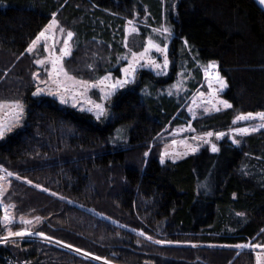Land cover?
Instances as JSON below:
<instances>
[{
    "label": "trees",
    "instance_id": "trees-1",
    "mask_svg": "<svg viewBox=\"0 0 264 264\" xmlns=\"http://www.w3.org/2000/svg\"><path fill=\"white\" fill-rule=\"evenodd\" d=\"M164 1L174 33L170 73L189 57L190 66L214 61L228 85L221 96L232 107L194 120L195 130L225 131L237 114L264 111L261 5ZM143 7L155 18L163 13L162 0H0V93H16L26 109L22 126L0 140V173L13 174L9 201L16 213L40 217L35 233L91 254L9 239L0 242V264H254L253 250L236 246L264 244V129L238 144L221 141L217 152L162 164L155 137L188 119L178 101L156 93L171 76L142 70L136 85L108 99L101 120L51 96H32L25 51L52 13L73 33L66 69L94 80L112 70L123 52L124 23Z\"/></svg>",
    "mask_w": 264,
    "mask_h": 264
},
{
    "label": "rangeland",
    "instance_id": "rangeland-1",
    "mask_svg": "<svg viewBox=\"0 0 264 264\" xmlns=\"http://www.w3.org/2000/svg\"><path fill=\"white\" fill-rule=\"evenodd\" d=\"M162 6H163L162 7L163 13L160 14L159 18H155L152 15H150V13L147 10V7H143L144 12L142 13L134 12L132 18L127 19L125 21L124 35L122 40L120 41V47L123 48V52L117 56L115 64L112 66V70H110L108 73L102 76L97 77L94 80H87V79H82L80 77H76L66 69L65 61L70 56L74 57V41L72 36L71 40H69L70 54L67 56H62L60 50L65 47L64 40L67 38V33L71 31L66 27H64L56 16L55 17L57 21L56 27L47 31L45 37L41 38V40L36 44V46L33 48L31 52L25 51L26 54L29 56L28 58L30 61L28 64V68H30L28 74L31 79L30 84L32 86V90L35 91L38 81H48L47 87H51L53 91H57L56 86L49 79V73L52 72L53 79H58L61 82L62 86L60 87L59 91L61 92V94L66 96L68 103L61 104L57 97L55 96H51V97L55 98L61 105L72 106L73 104H76L77 106L75 108L80 110L85 109L84 111L89 112L94 116L93 112L87 111L88 108L92 107V104L89 103V101L95 103H101L104 106H106V102L108 101V99H110L118 90L136 85L139 80L138 76L142 70L149 71L154 76L163 77L164 79L171 76L170 81L168 83L160 85L162 87L157 89L156 93L158 95H166L172 97L176 101H178L180 104V110H184L186 112L188 119L185 122L174 126H170V123L167 124L162 129L160 134L155 137L157 138L156 140H158V143L160 144L158 146L159 150L157 151L160 160H161V155L164 153L167 154L164 156V162L166 161L175 162L189 155L197 154L201 150H207L209 152H212L211 145L215 144L216 147L219 148V143L221 141L232 143L233 139H236L240 142L242 138L246 135L241 136L239 134L233 133L231 129L252 127V126L260 125L261 123H264V121H261L259 119L235 120V118L238 115L247 114V113H239L234 118L235 123L232 128L225 131H217V132L208 131L213 134L224 133L225 135L220 139H217L215 135L211 137H206L205 134L208 132L197 131L192 125V122L194 120L201 119L207 115L226 109L222 104L219 103V101L224 100L221 96L224 89L222 91H218L219 84L216 83L215 80V72H219L218 66L216 69H214L215 71L214 73L212 72L213 70H209L211 74L209 76H206L204 68L208 64L200 65L196 63L195 66H190V63L193 62L192 57H189V60L184 59L181 62H179L177 71L174 73H170L171 66L173 63L170 55V47L172 44V38L174 36V33L172 31V25L170 20L171 17L168 14L169 6L167 5V2L165 3V1L162 0ZM170 13L171 16L175 15V2H173L172 4ZM50 20L43 27L42 30H45ZM129 21H132L131 25L128 23ZM132 28H135L136 31L132 32L131 31ZM162 28H168L170 30L171 35L166 36L165 34H162L160 31H154V29L158 30ZM60 29H63V31H60ZM126 29L129 30L127 33H126ZM36 37L34 39H36ZM149 40H152L155 44H159L161 48L167 45L166 52H158L155 50V48L149 49L144 59L136 63L134 77L131 78L132 82L126 84L123 88H119V87L116 88L113 95L108 99H101V97L104 95V91H108V89H105L104 85L98 84L96 87H89L85 91L79 84L74 83L73 80L67 79L63 75V73H61L57 78L53 70L52 60L55 58H59L57 69L62 67L64 72L67 73V76L74 78L75 81H87L89 84H93L96 83L101 77H104L107 74L111 73V79L108 83H113L116 80L124 78V74L121 71V69L128 67L129 61L132 60V55H131L132 52H136V53L144 52L145 47L147 46ZM31 43L29 45H31ZM28 47L26 49H28ZM46 48L48 49L47 51L45 50ZM165 55L167 56L168 59V66L166 69L155 68L147 62L149 59H151V60H155L157 64L163 65ZM38 60H42L44 61V63L42 64L36 63V61ZM21 65L22 64H20L19 67H21ZM114 68L118 69L117 75L113 71ZM198 71L199 73H201L200 78H198V74H197ZM33 73L37 74V78L33 77ZM11 80L12 79H10V81ZM176 85H179V87H176ZM40 86L45 87L44 84H41ZM64 86H66L69 89L67 93L64 92ZM169 93H171V95ZM2 94L3 93H0V103H3L5 107L3 108V110H0V118H7L6 114L9 110L8 109L9 102L20 99L15 95L16 93L10 97L2 96ZM205 108L209 109V111L206 112ZM215 108H219V111H216ZM189 109H191V111ZM262 129L264 128H258L257 131ZM122 134L123 132L121 130H117L115 132L114 138L117 141H122L123 138ZM193 137H197L198 139L194 140ZM204 140H207L209 142L205 143ZM193 147H198V150L195 153L191 152V148ZM12 178L13 175H8V172L0 173V193H2L0 194V208L2 211V219L5 227V236H7L10 231L19 232L26 230L32 232L33 235L25 236L22 239H27V240L37 239L39 241L51 243L56 246L73 251L75 253L84 255L83 253L77 252L72 248L65 247L64 244L57 243L52 240H48L45 238V236L42 237L40 235H36V233L33 231V228H35L37 225L40 224L41 219L37 223L35 218L38 216H23L16 213V211L14 210V204L9 201V196L7 194V191ZM5 215H7L8 220L4 219ZM22 220L31 221V223L25 225L21 222ZM163 229L164 226L163 225L160 226L159 229H157V233H161ZM11 239L22 240L20 237H12L10 238V240ZM244 245H249V247H241V248L253 250L255 257L254 264H264V247H255L257 245L264 246V244H259V243L252 244L250 242H247ZM98 262L104 264V261L98 260Z\"/></svg>",
    "mask_w": 264,
    "mask_h": 264
},
{
    "label": "snow or ice",
    "instance_id": "snow-or-ice-1",
    "mask_svg": "<svg viewBox=\"0 0 264 264\" xmlns=\"http://www.w3.org/2000/svg\"><path fill=\"white\" fill-rule=\"evenodd\" d=\"M259 2L264 5V0H259ZM56 17V13H52V19L50 20L49 24L46 26L45 30H42L36 37V39H34L31 43V45H29L28 49H26L27 52H31L33 50V48L36 46V44L41 40L42 37H45V34L47 31H49L50 29H53L56 27L57 25V21L55 19ZM130 25L132 24V21L128 22ZM60 31H63V29H60ZM129 30L126 29V33ZM132 32H135L136 29L132 28L131 29ZM154 31H160L162 34L167 35H171L170 30L168 28H162V29H154ZM73 34L71 32L67 33V38L64 40V45L65 47L62 48L60 51L62 53V56H67L70 54L69 51V40H71ZM184 44L186 47H188V43L185 40ZM151 48H155L156 51L158 52H166L167 49V45H165L163 48L160 47L159 44H155L152 40L148 41L147 46L145 47L144 52L141 53H136V52H132V60L129 61V65L126 68L121 69V71L124 74V78L123 79H119L116 80L113 83H108L111 79V73L107 74L104 77H101L96 83L93 84H89L87 81H75L74 78L72 77H68L67 73L64 72L63 68L60 67L59 69H57V64L59 63V58H55L52 60V64H53V70L55 72L56 77L58 78L59 75L61 73H63V75L70 80H73L74 83L79 84L85 91L89 88V87H96L98 84L99 85H104L105 89H108V91H104V95L101 97V99H108L110 98L115 89L116 88H123L126 84H129L132 82V77H134V73H135V66L136 63H138L140 60L144 59L145 55L147 54V52L149 51V49ZM46 51L48 50L47 48L45 49ZM149 64H151L153 67L155 68H161V69H166L168 66V59L167 56L165 55V59L163 62V65H159L155 62V60H151L149 59L147 61ZM36 63L38 64H42L44 63V61L42 60H38L36 61ZM91 67V65L89 66ZM217 68V65L214 61H210L208 63V65L204 68L205 71V75L209 76L211 73L209 70H214ZM33 77L37 78V74L33 73ZM49 79L52 81V83L56 86L57 91H53L51 87H47L48 81H38L37 82V86L35 91L32 92V96L33 97H41L44 95H48V96H55L59 99V102L61 104H66L68 103V100L66 98L65 95L61 94V92L59 91L61 85V82L58 79H53V73L50 72L49 73ZM215 80L216 83L219 84V89L218 91H222L223 89L227 88V83L225 82V80L219 75V72H215ZM44 84L45 87H41L40 85ZM176 87H179V85H176ZM211 87V85H210ZM69 91V89L64 86V92L67 93ZM103 91V89H102ZM171 95V93H169ZM89 103L92 104V107L88 108L87 111L93 112L94 116L97 120H101L102 118H105L108 116V111L105 108V106L101 103H95L92 101H89ZM220 104H222L225 108H231L232 105L229 104L226 100H221L219 101ZM73 107H76V104L72 105ZM5 107V105L3 103H0V110H3V108ZM8 112L6 114L7 118H0V140L5 139L9 134L13 133L15 129L19 128L22 126L23 123V118L25 115V104L20 101V100H15V101H11L8 104ZM81 110H85V109H81ZM191 111V109H189ZM216 111H219V108H215ZM205 111H209V109L205 108ZM254 119H259L261 121H264V112H259V113H247V114H242V115H238L235 120H254ZM235 123V121H234ZM258 128H264V123H261L260 125H256V126H252V127H243V128H233L231 129V131L233 133L239 134L241 136L244 135H248L250 133H254L258 130ZM215 135L217 139H220L221 137H223L225 134L224 133H211L208 132L205 134L206 137H211ZM193 139H198L197 137H193ZM203 139V138H200ZM205 143H208L209 141L204 140ZM233 144H238L239 141L236 139H233L232 141ZM198 150V147H193L191 148V152L195 153ZM219 149L216 147L215 144L211 145V151L212 152H217ZM187 154V153H185ZM149 155L148 152L144 153V156L147 157ZM167 155L166 153L161 155V163H164V156ZM6 171V170H5ZM8 175H13L12 173H8ZM19 178V177H17ZM28 183H31V181H28ZM37 187H39V185H37ZM202 187H204V185H202ZM45 191H47V189H45ZM2 194V193H0ZM53 195H55V193H53ZM5 220H8L7 215H5L4 217ZM36 222L38 223L40 221L39 217L35 218ZM23 224L27 225L30 224L31 221H27V220H22L21 221ZM33 235L32 232L29 231H19V232H9L7 236L4 237H0V242H7L10 238L12 237H20L21 239L24 238L25 236H31ZM36 235H40V236H44V233H36ZM48 240H51V237H45ZM150 239V237H149ZM57 243H62L61 241H56ZM159 243V241H158ZM65 247H69L71 248L72 245H65ZM236 247H249V245H237ZM255 247H264V246H260L257 245ZM75 251L77 252H81V249H75ZM85 256H89L91 255L90 253H83ZM96 259H101L100 257H95ZM104 264H109V262L107 260L104 261Z\"/></svg>",
    "mask_w": 264,
    "mask_h": 264
},
{
    "label": "water",
    "instance_id": "water-1",
    "mask_svg": "<svg viewBox=\"0 0 264 264\" xmlns=\"http://www.w3.org/2000/svg\"><path fill=\"white\" fill-rule=\"evenodd\" d=\"M257 1H258V3H260L259 0H257ZM260 5H261V7L264 9V5H262L261 3H260Z\"/></svg>",
    "mask_w": 264,
    "mask_h": 264
},
{
    "label": "bare ground",
    "instance_id": "bare-ground-1",
    "mask_svg": "<svg viewBox=\"0 0 264 264\" xmlns=\"http://www.w3.org/2000/svg\"><path fill=\"white\" fill-rule=\"evenodd\" d=\"M212 72L214 73L215 71L213 70Z\"/></svg>",
    "mask_w": 264,
    "mask_h": 264
}]
</instances>
